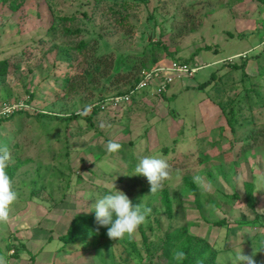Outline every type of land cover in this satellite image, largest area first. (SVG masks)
<instances>
[{
	"label": "rangeland",
	"instance_id": "obj_1",
	"mask_svg": "<svg viewBox=\"0 0 264 264\" xmlns=\"http://www.w3.org/2000/svg\"><path fill=\"white\" fill-rule=\"evenodd\" d=\"M101 55L108 76V63L95 68ZM171 61L209 66L163 95L152 88L99 108ZM0 62V147L17 192L0 221V264H170L169 236L208 244L216 264L241 244L264 264V139L237 142L223 114L240 110L237 136L264 129V0H0ZM180 129L185 147L160 156V192L134 186L144 177L129 154L152 155ZM108 140L120 149L106 153ZM113 185L148 209L145 221L131 236L65 244L71 221L95 217L91 205Z\"/></svg>",
	"mask_w": 264,
	"mask_h": 264
},
{
	"label": "clouds",
	"instance_id": "obj_2",
	"mask_svg": "<svg viewBox=\"0 0 264 264\" xmlns=\"http://www.w3.org/2000/svg\"><path fill=\"white\" fill-rule=\"evenodd\" d=\"M120 144L108 140L104 146L106 153H115L120 149ZM10 156L6 148L0 147V221H6L10 206L17 200V192L13 189L12 180L5 171ZM168 164L166 160L157 155L141 157L134 167L133 175H141L149 184L150 193H155L162 182L168 177ZM194 182H201L202 178L196 176ZM94 200L91 205L95 214V222L107 228V236L110 239H119L131 236L145 221L148 209L142 208L141 203L133 204L129 197L115 189ZM173 259L179 261L183 258V251L177 249L172 253ZM229 264H255L253 256L245 255L242 244L231 249Z\"/></svg>",
	"mask_w": 264,
	"mask_h": 264
},
{
	"label": "trees",
	"instance_id": "obj_3",
	"mask_svg": "<svg viewBox=\"0 0 264 264\" xmlns=\"http://www.w3.org/2000/svg\"><path fill=\"white\" fill-rule=\"evenodd\" d=\"M76 34V33H75ZM80 47H86V42L80 43L79 45ZM261 55H259L257 58H259ZM88 58V57H87ZM86 60V59H85ZM94 60H96V70L99 69V67L101 66L100 64L102 63H108L107 65V69L105 71L106 76L110 75V70L109 67H112V61H110V58L106 55H101V56H97V58H95ZM156 60L154 59V62ZM186 62V61H184ZM247 62L244 61L243 66L246 65ZM238 65H233L234 68H239L237 67ZM6 65L5 62H0V72L3 69L4 71L6 70ZM264 67L260 73V76L262 77V74H264ZM214 72L211 74V78L209 81H213L215 78V76L213 75ZM137 80V77L135 78L134 82ZM207 84H209V82H204L201 84V86L199 85V89H204ZM178 112L174 111V110H170L168 115H167V119L173 120L174 122L176 121L177 117H178ZM223 114L225 116V120L227 122V126L230 129V132L232 133V136L235 137L236 136V141H244L245 139H249L250 141H258L259 139H264V129L263 127H259L256 125H253V128H248L247 129V133H245L243 136H241V134L239 133L237 136V131H236V124L240 121V110H235L234 108H230L228 111H226L225 109L223 110ZM184 129H180V131H178L176 133V136L172 139V143L171 145H164L161 146V148L159 147V149H156L155 151L152 152V155H157V156H167L173 152L176 151V147L177 146H184V144L179 145V143L181 144L186 143V138L182 139L181 136H184ZM225 130V128L220 129L219 136L221 135L220 133ZM213 134V133H212ZM188 140V139H187ZM194 140V139H193ZM182 141V142H179ZM195 141H201V140H195ZM207 145V144H206ZM206 145H203L202 147H205L204 149H206ZM178 147V148H179ZM185 147V146H184ZM148 153V152H147ZM142 154L141 156H135L133 153H130V159L132 161H138L141 157L143 156H147L146 154ZM9 175V177L12 179V173H7ZM119 183L122 182V179L118 180ZM134 182H136L137 184H133L134 186H139V183H142V187L140 188L141 190L149 187V184L146 180V178L144 177L142 179L141 182H137L135 179H133ZM245 191H246V196L248 197V199H252V189L250 188L249 184H245ZM130 188V192H134L132 189V186H129ZM160 189H158V191L160 192ZM162 202L164 203V206L167 209H170L171 207V202L169 200L168 197V191L167 189H163L162 190ZM107 228L105 227H101L99 226L96 222H95V217L94 216H87V217H78V218H74L71 221V224L68 228V231L66 233V235H64L62 237L63 241L65 244H72L75 243L79 238L81 237H92V238H99V239H110L107 234ZM173 240V241H172ZM192 240V242H190ZM176 246V249H179L181 251H183L184 256L181 260L176 261L175 259L171 261L170 264H216L215 262V254L214 253H210L209 250V246L208 244L202 242V241H196L194 239H187L184 237H180L177 239H171L169 236L167 245H166V249L164 251L170 254V251L174 250V247ZM170 257V256H168ZM155 259V258H154ZM153 258L150 260L149 264H157V261H155Z\"/></svg>",
	"mask_w": 264,
	"mask_h": 264
},
{
	"label": "built area",
	"instance_id": "obj_4",
	"mask_svg": "<svg viewBox=\"0 0 264 264\" xmlns=\"http://www.w3.org/2000/svg\"><path fill=\"white\" fill-rule=\"evenodd\" d=\"M209 65H199L184 61H171L169 63H158L153 67L142 70L137 76V80L130 89L120 95L102 100L99 103L101 110L118 108L128 105L140 92L155 89L158 94H165L177 80H191L204 67ZM123 106V107H124ZM11 109V108H10ZM6 108L7 110H10Z\"/></svg>",
	"mask_w": 264,
	"mask_h": 264
},
{
	"label": "crops",
	"instance_id": "obj_5",
	"mask_svg": "<svg viewBox=\"0 0 264 264\" xmlns=\"http://www.w3.org/2000/svg\"><path fill=\"white\" fill-rule=\"evenodd\" d=\"M171 88V87H170Z\"/></svg>",
	"mask_w": 264,
	"mask_h": 264
}]
</instances>
